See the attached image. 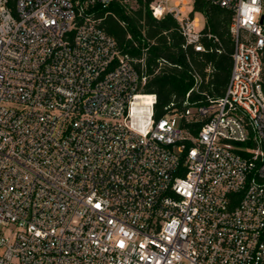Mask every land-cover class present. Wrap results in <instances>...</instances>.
I'll return each instance as SVG.
<instances>
[{
	"label": "built area",
	"instance_id": "1",
	"mask_svg": "<svg viewBox=\"0 0 264 264\" xmlns=\"http://www.w3.org/2000/svg\"><path fill=\"white\" fill-rule=\"evenodd\" d=\"M113 1L0 0V264H264V0H204L232 13L225 94L191 106L192 71L158 120ZM168 3L183 50L222 53Z\"/></svg>",
	"mask_w": 264,
	"mask_h": 264
},
{
	"label": "trees",
	"instance_id": "2",
	"mask_svg": "<svg viewBox=\"0 0 264 264\" xmlns=\"http://www.w3.org/2000/svg\"><path fill=\"white\" fill-rule=\"evenodd\" d=\"M131 1L138 4L136 10L128 6ZM152 2L153 0H114L108 8H100L98 16L102 18L100 27L115 39L125 53L140 58L143 55L142 49L150 45L146 52L147 80L143 93L157 96L154 118L158 120L170 112L166 108L171 103L175 104L177 112L186 109L183 105L185 96L194 87L190 74L192 71L203 78V84L200 86V94H191V106L206 104L202 93L214 98L225 94L232 67V13L211 6L204 0H195L193 14L200 13L206 19L204 33L215 35L222 46L221 54L215 51L200 53L191 47L182 49L183 37L178 32L177 21L171 15L161 20L155 19L150 10ZM129 35L132 39L128 38ZM204 43L207 47L215 46L207 39ZM159 60H165L166 64L160 66ZM209 68L210 71L207 72Z\"/></svg>",
	"mask_w": 264,
	"mask_h": 264
},
{
	"label": "rangeland",
	"instance_id": "3",
	"mask_svg": "<svg viewBox=\"0 0 264 264\" xmlns=\"http://www.w3.org/2000/svg\"><path fill=\"white\" fill-rule=\"evenodd\" d=\"M161 0H153V2H160ZM194 2L195 0H169L168 6L173 7L177 3H185V12L183 13V17H194L195 19L198 20L199 22V30H202L206 26V19L205 17L200 14L195 12L193 14V9H194ZM130 9L136 10L138 8V4L135 1L129 2Z\"/></svg>",
	"mask_w": 264,
	"mask_h": 264
}]
</instances>
